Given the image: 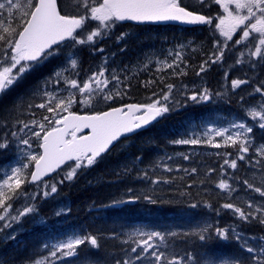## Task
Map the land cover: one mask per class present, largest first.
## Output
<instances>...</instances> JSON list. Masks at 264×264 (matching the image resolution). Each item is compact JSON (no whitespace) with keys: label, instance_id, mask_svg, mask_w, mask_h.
I'll return each mask as SVG.
<instances>
[{"label":"snow or ice","instance_id":"snow-or-ice-1","mask_svg":"<svg viewBox=\"0 0 264 264\" xmlns=\"http://www.w3.org/2000/svg\"><path fill=\"white\" fill-rule=\"evenodd\" d=\"M211 3L218 5L222 9V14L215 17L212 15L201 14L200 11L189 10L187 6H182L181 0H0V98L7 95L13 88L21 83L25 76L33 71L37 66L47 60L49 57L60 55L64 49H68L65 54L67 67L58 69L52 76L45 79L40 86L32 92V96L41 95L47 99L44 102L33 105L28 104L31 109L36 107L45 109L51 113V117L43 116L40 121L32 119L25 123L17 119L16 124H22L20 132L28 129L32 137L42 141L39 147L43 149L42 154L27 153V163H21L19 166L11 167L4 173V178L0 179V233H5V239H15L14 234H7L6 230L12 228L13 224L21 221V218L37 214L38 210L35 203L28 204L22 210H16L12 215L9 209H12V201L23 196L26 199L35 201L38 194L29 195L22 191V185L28 182H42V197L47 198L57 193L58 183L72 181L85 169L94 166L104 155L118 143L121 137L128 138L146 129L154 122L166 118L167 114L174 110L169 104L172 99L174 85H167V92H163L158 99H151L146 104H127L122 107H113L108 111L95 112L91 115H78L71 112L70 109L74 103H77L76 94L82 97L79 103L83 105H93L114 101L116 97L126 95L119 88H109V85L115 82L121 84V78L118 74H113L109 79L105 73L108 69L104 66L99 67L98 71L93 72L87 80L79 81L64 75L69 69L75 70L79 67V51L82 46L89 47L94 52H103V48L96 45L107 37L117 22L131 21H177L182 24L193 25H213L224 37L223 47H219L220 41L214 45L218 52L212 53L209 59L200 65V73H203L211 66L224 59L227 42L233 40L234 34L240 33V38L234 41V44L241 45L245 41L254 40L255 43L248 47V63L255 68L257 63L264 62V0H211ZM201 8L209 7V0H198ZM95 21L96 26L90 31L88 25ZM255 34V35H254ZM127 33H120L116 40L123 41ZM185 45H178L183 49ZM172 55V53H169ZM245 53L241 52L240 57ZM258 58L253 61L252 58ZM180 51L175 52V59L171 64L167 60L163 63L166 68L173 69L174 74L185 75L179 68L178 62L181 61ZM242 59L236 60L237 64L244 63ZM77 76L79 73H75ZM228 73H225L227 78ZM63 82L67 86L69 95L64 97L47 89L53 85H59ZM151 83V82H149ZM248 79H232L230 87L232 90L239 89L242 85H248ZM75 90V91H73ZM253 91L264 97V80L260 81ZM213 95L222 97L224 93H211L209 89L193 93L188 99L194 102L210 101ZM156 94L153 93V97ZM241 101L244 97H240ZM23 98H19L9 110L10 113L18 112L23 105ZM178 104L179 101H176ZM62 113H67L63 115ZM35 115V113H33ZM246 115L253 121H259V128L264 129V100L256 105L246 109ZM30 125L36 126L35 130ZM3 126H8L5 120ZM84 129H89L88 134H83ZM230 129H236L232 134H228ZM222 137L223 141L216 142L213 139ZM253 127L244 122L231 123L228 128H208L204 136L189 139H177L172 141L174 144L199 145L210 144L215 148L222 146H231L236 148L235 159H224V165L231 169L238 168V161L247 160L254 168L256 164L264 163V144L253 145L252 137ZM79 134V135H78ZM12 137H17V132L11 133ZM19 144L27 145L31 148L30 139L17 137ZM9 147V141L5 137L0 142V151H6ZM250 149L256 153L255 157H247ZM184 160H189L190 156L182 154ZM226 157L232 156V153L224 154ZM258 157V158H257ZM139 161L140 157H136ZM172 160V157H167ZM255 161V163H253ZM35 163V170L30 174V181L25 175V169L29 164ZM68 170L64 178L58 182L49 183L42 181V177L48 173L54 172L65 165ZM154 168H163L167 172H172L173 168L168 163L158 162ZM223 168V166H222ZM132 169L125 168L127 174ZM191 174H196L198 169L193 167L181 169ZM213 172L214 169H209ZM139 179L148 180L151 184L157 185L161 182L171 183L172 180L163 176L149 175L147 170L138 172ZM180 179H183L181 177ZM256 173H252V178L239 181L245 191L250 190L258 193L260 201L248 199L242 205L233 202L223 203L220 208L215 209L217 214L221 209L230 210L237 218L235 225L226 227L205 224L198 228L184 232L182 237H195L200 242H210L214 239L235 242L240 251L223 264H264V233L250 235L240 230L241 225L248 226L253 223L264 227V174L259 177L260 184L255 183ZM195 183V181H193ZM200 183H204L203 180ZM217 187L231 195L237 189L229 183L228 179L221 178ZM133 190L128 189L131 193ZM143 198L149 203H156L151 195L129 196L128 201L113 200L109 206L119 205L125 202H132ZM198 205L193 203L191 207ZM211 207V205H208ZM58 215L60 213H57ZM214 234V235H213ZM115 240H120L121 247L120 258L114 259V264H216V260L207 252L203 255L188 251L184 254L175 252L169 242V238L176 237V232L162 231H144L140 229L132 230L128 233L113 232L110 234ZM82 245H87L90 249H100V237L91 233L87 235L73 234L64 240H58L55 243L45 244L43 247L48 251L47 256H41L32 261V264H56L65 257H77ZM203 246V245H202ZM3 264V262H0ZM72 264V262H70Z\"/></svg>","mask_w":264,"mask_h":264},{"label":"trees","instance_id":"trees-1","mask_svg":"<svg viewBox=\"0 0 264 264\" xmlns=\"http://www.w3.org/2000/svg\"><path fill=\"white\" fill-rule=\"evenodd\" d=\"M181 4L188 7V2H185V0H181ZM188 8L189 10H196L192 7ZM120 24L125 27L128 26L127 29L134 31V34H138L140 28H153L150 26L153 24L145 25L129 22ZM165 25L173 28L170 37L177 35L191 36L194 30L198 28ZM206 29V25L202 26V30ZM123 33L126 32L123 31ZM119 34H113L110 38V43H119L116 41V36ZM134 34L127 35L121 43H127ZM196 35H198L199 39L203 38L201 32ZM206 42L210 44L207 38ZM206 53L197 58H189L188 56L191 62L188 66L184 64L186 68L185 75L152 76L148 82L144 83H140L138 78H131L123 91L127 94L124 95V99L119 103H144L154 98L153 93L156 94L155 97H160L163 92H167L168 84L181 83L188 77L189 73H192L196 68H200V65L209 59L206 57ZM88 60L91 62L93 58ZM252 60L258 61V58ZM243 61L245 62L234 65H231L230 60L228 63L224 60L220 64H212L207 68L205 74L206 76L219 79L217 75L228 70L230 75L237 74L241 79L250 80L248 85H243L236 90H225L219 83H208L207 89L211 93L222 92L224 95L222 97L213 95L210 101L199 103L188 99L185 94V88L180 87L173 90L171 95L174 98V102L170 105L173 106L174 110L168 113L166 118L154 122L133 136L121 138L111 151L105 154L103 159L99 160L94 166L85 169L74 180L58 184L57 193L50 195L38 204L37 210L43 217L41 223H26L24 225L25 230L18 234L15 239L9 241L0 240V262H3V264L30 262L39 254V247L45 241L61 239L70 233H79L81 235L91 233L100 237L102 247L100 249H90L86 247L87 245H82L79 255L71 257L69 259L70 262L72 264H84V262L90 264H114V259L120 258L122 255L120 248L126 246L122 245L120 240L113 239L110 234L113 232L122 233L123 230L131 229L137 225H144L146 228L159 230L173 231L177 229L176 233L178 235L172 237L175 242L172 248L180 253L192 251L203 255L207 252L214 257L230 251V245L222 240L214 239L205 243L200 242L195 237L185 238L180 235L190 231L191 217L181 200L171 194L180 193L183 196L197 198L190 185L201 184L198 187L200 197L210 199L211 194L204 189V186L211 185V174L206 170L208 165L202 167L201 164H204V162L184 160L183 156L176 158L175 165L178 166L177 170L170 172L165 177H176L178 179L177 187L168 183L148 186L149 181L139 179L137 173L141 172V169L147 170L149 174L152 172L157 173V168L153 167L155 158L163 151H174L166 149L173 147L174 144H171V142L187 131V124L190 120L202 118L216 111L241 113L248 101L258 103L264 100V97L253 91L255 85L264 80V62L257 63V66L253 68L248 61L245 59ZM49 68L51 69L50 64L44 67H36L25 76L21 83L7 95L0 98V103L8 102L12 105L13 101L16 103L19 98H23L24 103L19 112L22 114L30 110L27 105L32 104L34 98L32 92L39 81L48 75ZM240 97H244V100L241 101ZM176 101H179V103L177 104ZM119 103L106 104L98 108L97 111H102ZM126 140L133 141L128 146V149L117 150L119 143ZM136 157H140V160L137 161ZM190 163L198 169L197 175L199 177H195L194 174L189 175V173L181 170L188 169ZM258 167L264 171V163L258 164ZM125 168L132 170L125 174ZM55 174L48 179L53 178ZM181 177L183 179H180ZM201 180L204 183H200ZM129 188L133 190L131 193L128 192ZM143 192L151 195L157 202L153 204L141 198L132 202L109 206L113 200L124 201L132 195L143 197ZM59 203L65 204V211L57 212L55 210ZM57 213L60 214L58 215ZM219 219H223V216ZM256 227L259 228L260 232L264 233V227L258 224H256ZM236 247L239 249L238 246Z\"/></svg>","mask_w":264,"mask_h":264},{"label":"rangeland","instance_id":"rangeland-1","mask_svg":"<svg viewBox=\"0 0 264 264\" xmlns=\"http://www.w3.org/2000/svg\"><path fill=\"white\" fill-rule=\"evenodd\" d=\"M67 2V0H65ZM185 2H188V7H192L196 9L197 11H200L201 13L205 15H212L213 17L222 14V9L215 5L214 3H211V0H209V7H203L201 8L198 4V0H185ZM218 21H214L213 25L209 26L206 25V30H202V27H198L194 30L193 35L191 36H174L170 37L172 33V27H168L167 25H150L153 28H140L138 34H134V31H131L127 29L128 26H122L119 22H117L116 26L111 30L110 34L105 37L102 42L98 43L96 47L103 48L104 51L101 52H94L87 46H82L81 50L79 51V67L75 70V72L71 69H69L68 72H65L64 75L66 77L72 78V79H78L79 81L87 80V78L95 71L99 70V67L104 64L105 59H107V63L104 64V66L108 69V71L105 73L106 76L111 78V75L113 74L112 70H115V74H118L121 78V84L116 85L115 82L109 85V88H119L124 91L125 87H127L128 82L131 78H138L140 83L148 82L152 76H166L170 74H174L173 69L166 68L163 63H159L162 61L167 60V63L171 64L173 60L175 59V52L180 51L182 54V60L178 62L179 68L175 69V72H179L181 69L183 71H186V68L184 67V64L190 65L189 58H197L198 56H202L206 53V57L209 58L212 53L218 52V48L214 47V45L217 43V41H220L219 47H223L224 37L220 35L219 31L215 29V23ZM95 21H92L88 25V30L90 31L92 28L96 26ZM149 25V24H145ZM156 26H158L156 28ZM126 32L128 35H132L131 39L127 43H119L113 44L110 43L111 36L113 34L117 35L121 32ZM201 32L203 38L199 39L196 35L197 33ZM214 32V33H210ZM149 33V34H148ZM196 35V36H194ZM255 35V34H254ZM206 38L210 41V44H207ZM240 38V33L237 32L233 36V40L228 41V47L225 48V56L222 61H228L230 60L231 65L236 64V60L238 58L245 59L248 61V47L246 45L251 46V44H254V40L245 41L244 44L236 45L234 44V41L236 39ZM117 41V40H116ZM185 45L183 49H179L178 45ZM68 49H64L63 52L55 57H49L47 60H45L43 63H41L39 66L44 67L47 64L51 65V69L49 68V72L47 76H44L39 83L36 85V88L42 84V82L47 79L48 77L52 76V74L57 71L58 69H62L67 67V63L65 60V54L67 53ZM172 53L170 55L169 53ZM244 52L245 56L240 57V53ZM93 58V61L89 62L88 59ZM252 59H256V57H253ZM221 62V61H220ZM214 63L216 64H220ZM212 65V64H211ZM37 66V67H39ZM200 71V68H196L192 73H189L188 77L181 83L178 84H172L174 85V89H178L180 87L185 88V94L190 97L193 93L202 91L204 88H207L208 83H219L221 87L225 90H232L230 87V81L232 79L240 78L239 75H230L228 70H225L224 72L219 73L217 75L219 79L206 76L205 72L200 73V75H197V73ZM79 73L77 76L75 73ZM225 73H228L227 78L225 77ZM216 76V75H215ZM241 79V78H240ZM243 86V85H242ZM241 86V87H242ZM256 86V85H255ZM48 91L57 93L58 95H62L64 97H67L69 95V91L67 90V86L61 82L59 85H53L50 86ZM75 91V90H73ZM124 95L122 97H116L114 101H108V102H101V103H93V105H83L79 103V101L82 99V97L79 95V93L76 94L77 103H74L70 109V111H73L75 113H94L99 112L97 111L98 108L105 106L109 103L114 102H120L124 99ZM172 97V95H171ZM159 97H154L152 99H158ZM47 99L46 97H43L41 95L34 96L32 100L33 105H38L44 100ZM18 101V100H17ZM16 101V102H17ZM150 101L144 102L150 103ZM174 102V98L169 101V104H172ZM15 102L13 101V104ZM12 105H10L8 102H2L0 103V142L3 141V139L6 137L9 141V147L6 151H0V179L4 178V173L11 167L19 166L22 162L27 163V153H25L24 149L28 150V153L32 154H40V142L41 140L32 137L31 132L28 129H25L24 132H20L19 128H21L22 124H16L15 121L17 119L24 121L27 123L28 121L35 119L37 121H40L43 116H49L51 117V113H48L45 109H39L36 107H32L30 110L25 111V113L15 112L10 113V109L12 108ZM120 104V103H119ZM257 102L254 101H248L244 105L243 112L236 113V112H221L216 111L212 114L205 115L202 118L190 120L187 124V131L183 132V135L179 137L178 139H189V138H195L200 137L202 139H207L206 136H204V133L207 132L208 128L215 127V128H228L231 123H238V122H244L247 123L249 126L253 127V133H250L249 135L252 137L253 145L259 146L260 144H264V129L259 128V121H253L251 117L246 115V109L248 107L256 105ZM35 113V115H33ZM63 115L66 113H62ZM8 121V126H3L4 121ZM30 127L34 128L35 130H39L34 125H30ZM236 129H230V132L228 134H232L235 132ZM17 132V137H22L26 139H30L31 148H29L27 145L19 144L17 137H12L11 133ZM213 135V134H209ZM213 139L216 142L223 141L222 137H216L213 135ZM177 140V139H176ZM132 140H126L121 141L119 143V146L117 150H127L128 146L132 143ZM171 144H174L171 142ZM166 150H174V151H163L161 154H159L155 158V165L158 162L161 163H168L170 167L173 168L174 172L177 170L178 166L175 165L176 158L179 156H183L182 154H186L190 156V161L192 162H204V164H201L202 167L205 165H208L209 169H214L213 172H209L211 174V185L210 186H204V189L206 192H209L210 199H205L203 197H200L198 193V187L201 184H192L190 185L191 190L196 194L197 198L193 197H187L183 196L180 193H172L171 195L175 198H179L181 200V203L185 206V208L188 210L190 217H191V226L190 230L198 228L200 226H203L205 224H212L214 226H221L226 227L229 225H235L238 222L237 218L231 213L230 210L227 209H221L220 213L217 214L215 209L220 208V206L223 203L226 202H233L237 203L238 205H242L244 201L248 199H254L256 201H260L261 197L258 193H254L250 190L245 191L243 188V185L239 183V181H242V179H250L252 178V173H256V181L255 183L257 186L260 184L259 177L264 174V171H262L258 164L255 165L253 168L247 160L245 161H238V168L237 169H231L227 165H224V159H235L236 158V148H233L231 146L228 147H220L215 148L210 144H199V145H184V144H174L173 147H170ZM230 152L232 153V156L226 157L224 154ZM247 157H255L256 153L253 149H250L249 153L246 154ZM167 157H172V160H167ZM258 158V157H257ZM33 163L29 164V167L25 169V175L27 178H29V174L31 172ZM71 163V162H70ZM255 163V161H253ZM223 166V168H222ZM190 167H193V164L190 163L188 165V169L190 170ZM68 170L67 165L62 168L55 176L48 180H42L47 181L49 183L52 182H58L64 178L65 172ZM157 173L152 172L149 174L151 177L155 176H167L170 172H167L163 168H157ZM145 171V169H141V172ZM195 177H199L196 174H194ZM167 178V177H165ZM224 178L228 179L229 183L232 184L234 188L237 189L236 192H233L231 195H229L227 192L220 190L217 187V183L219 179ZM172 180L171 183H168L169 185H173L177 187L178 179L176 177L169 178ZM59 184V183H58ZM160 184H164L163 182L153 185L149 182L148 186H158ZM58 186V185H57ZM22 191L31 194H38L37 199L35 201H32L30 199H26L25 197L21 196L15 200L12 201L13 207L12 209H9V212L12 215L16 214V210H22L25 206L31 203H35L36 207H38V204L46 199L42 197V191H43V183L42 182H36V183H25L22 185ZM143 195H147L146 192H143ZM48 198V197H47ZM128 198H126L124 201H126ZM193 203H196L198 206L193 208L191 205ZM208 205H211L209 207ZM66 207L64 203H59L55 210L57 212L65 211ZM221 216H223V219H219ZM43 221L42 214L38 211L37 214L29 215L26 217L21 218V221L18 223L13 224L12 228L7 229V234H14L15 237L20 234L22 231L25 230V224H34V223H41ZM2 223V222H0ZM140 229L144 231H162V232H169V230H159V229H151L146 228L144 225H137L134 226L131 229L123 230L122 233H128L132 230ZM246 234L250 235H256L263 232L259 231V228L256 227V224L253 223L248 226L241 225V229ZM171 232H177V229H174ZM77 234L81 235L79 233H70L66 235V237L57 239V240H50L45 241L41 243L39 247V254L33 259H38L41 256H47L48 251L43 247L45 244H51L55 243L58 240H64L67 237ZM83 236V235H81ZM0 240H5V233H0ZM12 240V239H10ZM169 242L171 246L175 243L173 238H169ZM227 242V244L230 245L229 248L230 251H228L226 254H219L218 256H214L213 258L216 260V264H223V261L228 260L234 256V254L238 253L240 250L237 249V244L235 242ZM88 247V246H86ZM175 251V250H174ZM179 254L178 251H175ZM71 257H65L61 261H57L56 264H70ZM32 260V261H33ZM32 261L30 262H24L22 264H32ZM84 264H90L88 262H84Z\"/></svg>","mask_w":264,"mask_h":264},{"label":"water","instance_id":"water-1","mask_svg":"<svg viewBox=\"0 0 264 264\" xmlns=\"http://www.w3.org/2000/svg\"><path fill=\"white\" fill-rule=\"evenodd\" d=\"M202 14V13H201ZM205 15V14H204ZM121 23L123 22H129V23H134V24H153V25H165V24H170V25H177V26H183V27H199V26H204V25H193V24H182L180 22H177V21H131V20H125V21H120ZM127 104H142V103H137V102H126V103H122V104H118V105H115V106H111V107H108L107 109L105 110H102V111H108L110 110V108H113V107H122L124 105H127ZM101 112V111H100ZM75 113V112H74ZM95 113V112H94ZM94 113H76L78 115H91V114H94ZM67 114V113H66ZM65 114V115H66ZM90 130L89 129H84L83 130V134H88ZM79 135V134H78ZM123 138V137H121ZM42 143V141L40 142ZM43 153V149L40 148V154ZM67 163H70V162H66ZM64 165H61L60 168H62ZM60 168L56 169L54 172L58 171ZM35 170V163H33V166H32V169H31V172ZM30 172V174H31ZM54 172H51V173H48L46 176L42 177V180L45 179L46 177L50 176L52 173ZM30 174H29V178L28 180L30 181ZM30 183H36V182H30Z\"/></svg>","mask_w":264,"mask_h":264},{"label":"bare ground","instance_id":"bare-ground-1","mask_svg":"<svg viewBox=\"0 0 264 264\" xmlns=\"http://www.w3.org/2000/svg\"><path fill=\"white\" fill-rule=\"evenodd\" d=\"M123 23H126V22H123ZM131 136H133V135H131ZM192 168V167H191ZM57 172V171H56ZM56 172H54V173H52L50 176H48V177H46L44 180H46V179H48V178H50V177H52ZM5 241V240H4ZM180 242V241H179ZM34 258V257H33ZM31 260V259H30Z\"/></svg>","mask_w":264,"mask_h":264},{"label":"flooded vegetation","instance_id":"flooded-vegetation-1","mask_svg":"<svg viewBox=\"0 0 264 264\" xmlns=\"http://www.w3.org/2000/svg\"><path fill=\"white\" fill-rule=\"evenodd\" d=\"M71 112H73V111H71Z\"/></svg>","mask_w":264,"mask_h":264}]
</instances>
